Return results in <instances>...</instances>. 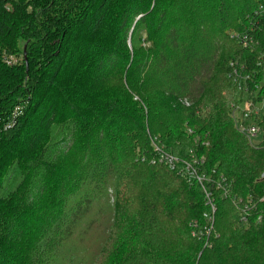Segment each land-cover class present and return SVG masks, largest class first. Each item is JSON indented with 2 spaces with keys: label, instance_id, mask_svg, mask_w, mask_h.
<instances>
[{
  "label": "trees",
  "instance_id": "trees-1",
  "mask_svg": "<svg viewBox=\"0 0 264 264\" xmlns=\"http://www.w3.org/2000/svg\"><path fill=\"white\" fill-rule=\"evenodd\" d=\"M260 5L0 0V264H264V110L256 144L233 116L264 101Z\"/></svg>",
  "mask_w": 264,
  "mask_h": 264
},
{
  "label": "built area",
  "instance_id": "built-area-1",
  "mask_svg": "<svg viewBox=\"0 0 264 264\" xmlns=\"http://www.w3.org/2000/svg\"><path fill=\"white\" fill-rule=\"evenodd\" d=\"M256 15L264 22V5L259 6L256 12ZM255 31L256 30L254 31L251 30L250 32H246V33H240V34L237 33L233 35V38L237 39L244 48H247V47L252 46L254 42L256 41V36L254 34ZM7 63L8 65H15L18 63V59L14 57H10L7 60ZM231 67H232L231 77L238 84L240 91L248 92L249 89L247 88V83H249L252 80V77H253L252 74L246 73L245 67H240L238 69L234 63L231 64ZM259 67L262 69L264 73V54L261 57V62L259 63ZM186 104L187 106L189 105L188 103ZM263 110H264V101H261V102L247 101L243 105H237L233 107V116L236 120V124H237V128L239 132L242 135H244L252 144H256L262 138L263 129L258 125L245 126L242 124L241 120L247 119L253 116H257ZM17 116L18 114L16 112L13 116V119L6 126L7 130L12 129L15 126ZM156 152H158V154L160 155L159 157H160L161 163H165L172 170L176 169V166L179 163L178 159L174 158L173 156L169 154L164 153L159 148H156ZM201 162L203 164L204 159ZM152 163L155 164L156 162L153 161ZM194 165H198V162L195 161L193 164H190V163L185 164L186 174L188 175V178L190 181L199 180V183L203 187L204 180L197 175V171ZM225 195L227 197V193ZM206 198H207V205L210 208L209 212L204 214V219L206 223L204 226H202L198 220H194L191 223V228H192L193 237L200 241H203L205 248L207 247L211 248V235L214 232L215 215H216L217 209L214 204V200L211 198V195L206 193ZM262 202H264V199L262 200ZM244 209H245L244 213H242L240 219L242 223H247L248 215L246 212L249 210V205L248 206L246 205ZM259 220H261V218Z\"/></svg>",
  "mask_w": 264,
  "mask_h": 264
},
{
  "label": "rangeland",
  "instance_id": "rangeland-1",
  "mask_svg": "<svg viewBox=\"0 0 264 264\" xmlns=\"http://www.w3.org/2000/svg\"><path fill=\"white\" fill-rule=\"evenodd\" d=\"M249 142H250V141H249ZM258 142H259V141H258ZM260 142H261V141H260ZM250 143H251V142H250ZM202 179H203V178H202ZM203 180H204V179H203ZM196 181H197V183H199V180H196ZM199 184H200V183H199ZM200 185H201V184H200ZM203 187H204V186H203ZM203 187H202V190H203L204 192H206L207 194H210V195H211V198H213L212 194L208 191V189H206V188L204 189ZM224 197L226 198V195H224ZM213 200H214V199H213Z\"/></svg>",
  "mask_w": 264,
  "mask_h": 264
},
{
  "label": "water",
  "instance_id": "water-1",
  "mask_svg": "<svg viewBox=\"0 0 264 264\" xmlns=\"http://www.w3.org/2000/svg\"><path fill=\"white\" fill-rule=\"evenodd\" d=\"M24 56H25V59H26V57H27V56H26V50L24 51Z\"/></svg>",
  "mask_w": 264,
  "mask_h": 264
}]
</instances>
